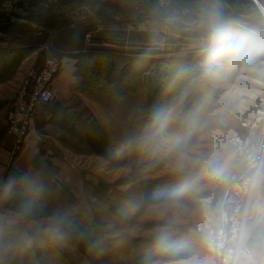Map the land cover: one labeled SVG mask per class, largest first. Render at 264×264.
<instances>
[{"label":"clouds","instance_id":"clouds-1","mask_svg":"<svg viewBox=\"0 0 264 264\" xmlns=\"http://www.w3.org/2000/svg\"><path fill=\"white\" fill-rule=\"evenodd\" d=\"M191 7L201 36L198 62L177 70L171 102L153 109L143 128L116 148L117 156L134 157L156 188L122 208L133 216L164 210L140 264H264V137L232 131L255 99L250 82L264 78V30L236 33L209 0ZM176 18L174 11L166 17ZM18 186L32 194L31 209L41 194L38 181L11 178L4 191ZM18 215L29 226L21 230L17 220L5 219L10 230L0 231L3 253L30 248L29 233L55 243L67 237L60 215Z\"/></svg>","mask_w":264,"mask_h":264},{"label":"rangeland","instance_id":"rangeland-1","mask_svg":"<svg viewBox=\"0 0 264 264\" xmlns=\"http://www.w3.org/2000/svg\"><path fill=\"white\" fill-rule=\"evenodd\" d=\"M97 1L98 0H94V3L92 4L97 5L95 3ZM177 1L192 2L195 0ZM233 1H235V6L239 8V11H241L240 14L246 16L252 13L256 14L258 9L263 11L262 8H264V0H256L261 3V6L257 4L254 6L252 2L246 0ZM147 5L152 11L159 12L155 3L149 1ZM234 7L232 8L234 9ZM121 11L122 10H119V12ZM95 12L96 11H89V13L86 14V19H93V23L96 24H98L99 21L102 22L103 28H101L100 25L97 30L86 34L84 45V48L86 49H105L112 51L120 50L122 52L132 51L135 54L143 53V56L146 58L147 56H152L157 60L166 57H177L179 54L193 58L197 56L196 52L201 41V36L200 33L192 30L194 26L191 23V13H188L185 17L177 20H159L156 18H148L146 19V22H148L147 25L144 21V23L114 24L116 26H126V28L129 26L132 27L128 33V31L110 29L114 26L111 24V20H109V18L104 14L102 17L99 15L97 16ZM8 19L9 22H6V20L1 22L0 29H4L6 24H8L15 26V28L23 29L22 31L24 33L31 35H36L38 30L41 29V26L36 22L33 23L31 21H26L22 19V17H8ZM109 25L112 26L109 27ZM128 34L130 38L128 37ZM0 36L4 37V35ZM31 41L35 42V44L39 43L38 40ZM50 43L52 44L51 41ZM36 51H38L37 60L40 65L45 64L47 61L46 59L48 58L54 57L63 61V58L68 57L67 54L64 55L63 53L57 52L54 45L50 51H42L41 45H39L34 52ZM26 58L22 60L18 67L13 58L5 59L6 64L5 61L3 62V58H0V79L12 78L16 70L21 68L22 65L21 70L23 68L25 69L26 73L21 79L18 90L19 99L21 93L20 90L22 89L25 81L29 78V73L34 68H37V66H29L32 61H34L33 59H30L25 63ZM71 58L84 60L81 56ZM156 66V64L149 65L144 70V75L142 76L140 87L138 88L139 91L136 94V97L140 98V108L137 113L136 111L132 112V108L134 106L136 107V101L134 103L136 97H134L132 102L127 101V105L124 103H121L122 105H118V102L117 104L113 102V98H111L108 94L91 95L99 100L105 101L114 108L111 114L116 117V122L112 121L110 117H107V114L99 119L100 124L103 125L102 127H104V130L107 131V135L104 137L110 145L117 148L122 139L129 135L130 126L134 121L139 122L137 119H140L142 126H144L153 109L167 105L171 102L173 97L171 96L172 94L169 92V89H167L163 95H160L159 93L161 88L154 87V79L156 78L157 73ZM95 69L97 68H94L93 70ZM17 77L18 76H14V78ZM249 87L256 93L255 99L252 101L248 109L240 116L239 120L234 124L232 129L234 134L240 136H244V134H246L244 131L245 129L242 128L243 124L252 121V114L259 109L264 101V78L259 76L254 77V79L250 82ZM50 91H52V86ZM155 92L156 95H154ZM151 97L152 100L149 101V98ZM129 111L132 116V120L128 122L126 119ZM118 117H121V119ZM4 118L5 117L3 115H0V121ZM122 118L124 120H122ZM62 122V135L66 140L63 142V149H65L64 147H67L71 150V154H73L72 162L74 166L78 167L81 173L89 176V179L84 182V192L82 191V194H79L80 198L78 201L74 200L73 196L66 197L64 194L61 195L56 192L55 195H50V199L45 203L36 200L35 205L31 209L27 208L29 201H27V199H23L19 193L16 194L14 198L15 206L18 208L20 213L22 211H30L33 214L32 219L46 220L56 215H60L62 217L78 215H71V212L75 210L72 204L75 203L76 209L86 211L87 215L84 214L83 217L86 219L87 224L91 225V227H98L99 232H97V234L101 233L102 236L97 237V240L104 248V252L107 255L113 256L122 264H134V259L142 255L147 245L149 235L158 225L159 219L164 213V210L153 209L147 211L143 216H137L135 224L133 226H129L109 211L105 200L109 199L118 203L119 207L123 206L126 200L144 197L143 188L151 182L147 181L142 175H140V165L137 164L134 157L126 156L125 163L123 165L115 166L105 158H100L92 153L88 144H86L82 138L79 137V124L75 122L72 116L65 118ZM138 128L141 129V126L139 125ZM96 130L99 133L97 128ZM101 135H103V133ZM7 136L11 137L8 133V129ZM12 152L13 150L11 151V155ZM46 239L47 237L43 235L34 239L36 244L31 247V249H33L31 253L26 254V250H20L19 252L18 249H14L15 251L17 250L18 253L11 256L9 258L10 261L14 264H88L78 248H76L74 240H72L68 235L62 242H52L58 249L65 252L69 262H64L60 260L59 257L57 258L53 255L50 246L47 241H45Z\"/></svg>","mask_w":264,"mask_h":264},{"label":"trees","instance_id":"trees-1","mask_svg":"<svg viewBox=\"0 0 264 264\" xmlns=\"http://www.w3.org/2000/svg\"><path fill=\"white\" fill-rule=\"evenodd\" d=\"M175 1L177 2V0ZM222 1H226L232 7L235 6V1L233 0ZM80 2L94 3V0H80ZM95 3L106 8L117 7L113 0H98ZM63 6H66V4ZM234 9L238 14L241 13L238 7L235 6ZM95 13L97 16L102 17L103 15L99 11ZM8 17H22L26 21L36 22L41 26V29L38 30L36 35L24 33L23 29H18L8 24H6L4 29H0V35H4V37L0 36V58H3V62L5 59L13 58L18 67L22 60L33 53L39 45H45L50 40L57 52L74 58L81 56L82 59H88V65L85 69L86 84L84 90L90 95L108 94L115 100L132 102L139 91L138 88L140 87L144 70L147 66L156 64L157 80L156 78L154 79V87L161 88L160 95H163L169 89L173 97L176 94V89L172 88L171 84L177 70L183 65L195 64L199 59L197 56L193 58L178 55L177 57H166L157 60L152 56H147L146 58L143 56V53L135 54L132 51L86 49L84 48L86 34L98 29V24L93 23V19L80 23L71 21L68 17L58 15L46 16L44 14L29 13L26 16H21L4 14L0 16V25L4 20L9 22ZM231 27L238 34L250 31L242 26L231 25ZM31 40H38L39 43L35 44ZM94 68L97 69L93 70ZM5 80L0 79V83ZM154 95H156V92ZM149 99L151 101L152 97ZM74 120L79 124V137L88 144L92 153L105 158L115 166L125 163L126 156H117L116 147L110 145L104 137H101L94 127L88 122H84L79 116H75ZM137 120L139 122L134 121L130 127V135L136 133V130L138 132L143 128L140 119ZM139 125L141 129L138 128ZM155 188V182L146 185L143 188L144 198L150 196ZM18 193L21 195L25 194L21 189L16 190V194ZM105 201L109 211L113 215L123 220L129 226L135 224L137 216L126 213L123 211L122 206L119 207L118 203L112 200L106 199ZM14 208L18 210L16 206ZM64 221V231L74 240L76 248H78L88 264H122L116 258L104 252V248L98 242L83 216H65ZM45 241L50 246L53 255L57 258L59 257L64 262H69L65 252L58 249L48 238ZM140 257L134 259V264H140Z\"/></svg>","mask_w":264,"mask_h":264},{"label":"crops","instance_id":"crops-1","mask_svg":"<svg viewBox=\"0 0 264 264\" xmlns=\"http://www.w3.org/2000/svg\"><path fill=\"white\" fill-rule=\"evenodd\" d=\"M41 1L46 5H50L51 1H57V3H53L52 5H56L62 10H66L69 5L82 4L80 0ZM113 1H115L117 7L121 5L119 1ZM63 3L66 4V6H63ZM29 13L32 12L19 10L12 14L26 16ZM87 13H89V11L85 10L82 12V14L77 13L67 17L70 18L71 21L82 23V16H84V14L86 15ZM227 21L230 25L232 24L229 19H227ZM147 23L148 22L145 24L147 25ZM100 25L101 28H103L102 22L99 21L98 27H100ZM110 26L112 25H109V27ZM112 27L110 29L128 31V33L132 28L130 26L126 28V26L116 25ZM128 37L130 38L129 34ZM37 58L38 51L27 57L25 63L30 59H33L34 61H32L31 65L29 66H41L38 63ZM87 65V59L76 60L70 56L63 58L61 70L52 85V91L54 93L53 100L48 104H40L38 106L34 120L32 122L33 125L26 138L27 140L22 149L14 157L11 155V151L14 147V140L12 137L7 136V129L11 112L14 109V106L20 103L18 90L21 79L26 73L24 68L21 70L23 65L21 68L16 70L12 78L6 79V81L0 83V115L5 117L0 121V178L5 177L3 186L4 189L5 185L11 178L20 180L21 177L27 175L29 177L35 178L41 187V194L37 201H42L45 203L50 199V195H55L56 192L61 195L64 194L66 197L73 196L74 200H79V194H82V191L84 192V182L85 180L89 179V176L81 173L80 169L74 166L72 162L73 154H71V150L67 147H64L65 149H63V142L66 140L62 135V120L68 118L69 116H72L73 118L75 116H79L84 122H88L95 129L97 128L101 137L107 135V131H105L104 127H102L103 125L100 124L99 119L107 114V117H110L112 121L116 122V117L111 114L114 108L105 101L91 96L84 90L86 81V75L84 74V71ZM14 76L18 77L14 78ZM112 101L116 104L118 102V105H122L121 103L126 104L125 101L115 99H112ZM139 102L140 98L136 97V100H134L136 107L134 106L132 108V112H139ZM128 113L127 119L125 113V119L129 122L132 120V116L130 115V111ZM118 118L121 119V117ZM122 120L124 119L122 118ZM102 133L103 135H101ZM17 189H21L25 192V194L21 195L23 199H27V201L32 199V194L30 192L25 191L19 186ZM16 190H14L11 194H7L5 191H3L1 196L2 198H0V231L10 230V226L5 225L6 218L17 220L21 230L29 226L28 223L21 219L18 215L20 212L14 208ZM72 206L75 210L71 212V215H87L86 211L82 209H76L75 203H73ZM89 227L96 238L102 236L101 233L97 234V232H99L98 227H91V225H89ZM29 236L32 239L31 247H33L34 244H36L34 239L42 235L29 233ZM31 247L26 249V254L32 252L33 249H31ZM17 253V250H12L7 253H3L2 250H0V255L3 257L4 264H14L9 258Z\"/></svg>","mask_w":264,"mask_h":264},{"label":"water","instance_id":"water-1","mask_svg":"<svg viewBox=\"0 0 264 264\" xmlns=\"http://www.w3.org/2000/svg\"><path fill=\"white\" fill-rule=\"evenodd\" d=\"M120 2L117 8H106L102 5H95L92 3L82 2V4L69 5L66 10H62L56 5H46L41 0H0V16L4 14H12L19 10L32 12L36 14H44L46 16L58 15V16H70L72 14H82L85 10L101 12L106 15L111 24H130L140 23L146 21L148 18H156L159 20L166 19L167 15L171 12H175L178 18H183L188 13H192V5L197 4L200 0L192 2H179L175 0H117ZM153 2L157 6L159 12L149 9L147 3ZM252 2V0H246ZM209 2L217 5L222 14L231 21V25L242 26L248 29L264 30V14L259 10L256 14L243 15L238 14L235 10L226 2L222 0H209ZM253 4V2H252ZM254 5V4H253ZM183 12V15L181 13ZM123 19V20H121ZM192 30L200 31L194 27Z\"/></svg>","mask_w":264,"mask_h":264},{"label":"built area","instance_id":"built-area-1","mask_svg":"<svg viewBox=\"0 0 264 264\" xmlns=\"http://www.w3.org/2000/svg\"><path fill=\"white\" fill-rule=\"evenodd\" d=\"M53 3H57V1H51L49 6ZM258 10L262 12L260 9ZM81 20L82 23L87 20L85 14ZM52 47L53 44L50 43V40L45 45H41L42 51H50ZM46 60L45 64L37 66L29 73V78L20 90V103L14 107L9 120L8 133L15 140L13 157L22 149L27 140L38 105L50 103L53 99L50 88L61 70L62 61L54 57ZM252 117V121L243 124L242 128L245 129L246 134L241 137L256 139L264 137V101L259 109L252 114ZM4 180L5 177L0 178V197L4 191Z\"/></svg>","mask_w":264,"mask_h":264},{"label":"bare ground","instance_id":"bare-ground-1","mask_svg":"<svg viewBox=\"0 0 264 264\" xmlns=\"http://www.w3.org/2000/svg\"><path fill=\"white\" fill-rule=\"evenodd\" d=\"M255 2V4H254V2ZM252 2H253V4H254V6L257 4V5H259V6H261V3H259V1H256V0H252ZM258 2V3H257ZM262 12H263V14H264V8H262Z\"/></svg>","mask_w":264,"mask_h":264},{"label":"flooded vegetation","instance_id":"flooded-vegetation-1","mask_svg":"<svg viewBox=\"0 0 264 264\" xmlns=\"http://www.w3.org/2000/svg\"><path fill=\"white\" fill-rule=\"evenodd\" d=\"M114 8H117V9H119L118 7H114ZM120 10V9H119Z\"/></svg>","mask_w":264,"mask_h":264}]
</instances>
